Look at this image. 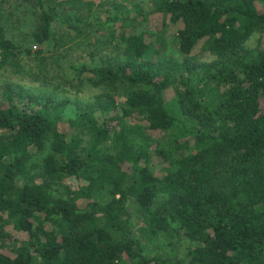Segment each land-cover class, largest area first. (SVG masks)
<instances>
[{
  "label": "trees",
  "instance_id": "obj_1",
  "mask_svg": "<svg viewBox=\"0 0 264 264\" xmlns=\"http://www.w3.org/2000/svg\"><path fill=\"white\" fill-rule=\"evenodd\" d=\"M22 1L36 16L31 38L48 44L56 19L47 1ZM150 2L152 14L181 25L182 62L136 33L148 18L141 9L113 18L131 29L118 38L122 58L81 69L106 93L79 105L67 132L58 127L65 101L4 88L0 264H264V43L245 45L264 37V0ZM196 51L214 60L197 62ZM30 54L0 25V66ZM41 152V182L28 181ZM134 208L171 247L186 241V258L147 256Z\"/></svg>",
  "mask_w": 264,
  "mask_h": 264
},
{
  "label": "rangeland",
  "instance_id": "obj_2",
  "mask_svg": "<svg viewBox=\"0 0 264 264\" xmlns=\"http://www.w3.org/2000/svg\"><path fill=\"white\" fill-rule=\"evenodd\" d=\"M46 1V7L53 13L56 22L53 24L51 41L37 45L31 38L36 16L31 12L29 4L22 0H0V25L6 37L21 50H29L31 53L21 56L17 68L0 66V101L6 86L22 89L41 99L52 97L57 102L65 101L66 108L58 122L61 132L68 131L69 121L78 114L79 105L95 103L98 97L106 93L104 89L91 87L85 76L79 75L81 69L101 66L102 63L112 65L116 59L122 58L123 46L118 38L122 31L129 32L131 29L129 26H121L120 21L114 22L113 18L123 15L134 17L137 10L141 9L145 15L148 14V18L137 25L136 33L146 32L151 34L152 42L162 43L164 50L161 56L179 62L183 60L175 46V35L181 25L163 22L159 16L152 14L151 0ZM256 5L259 10H263L261 4ZM259 43H264V37L254 34L245 45L255 48ZM194 54L193 59L197 62L208 63L214 60L207 52L196 51ZM44 155V152L38 153L28 163V181L41 182L40 163ZM150 166L157 174L162 172L163 165L159 158L153 157ZM53 188L58 195L63 194L61 185ZM163 198L157 199L156 206L160 207ZM132 214L147 256L165 254L178 259L186 258V241L171 247V236L167 232H152L147 218L137 208L132 209ZM171 229H175V226L171 225L168 230ZM7 230L10 231V228Z\"/></svg>",
  "mask_w": 264,
  "mask_h": 264
}]
</instances>
